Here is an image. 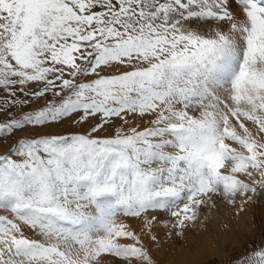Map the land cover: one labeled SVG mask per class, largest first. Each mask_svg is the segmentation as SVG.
<instances>
[{
  "label": "snow or ice",
  "instance_id": "obj_1",
  "mask_svg": "<svg viewBox=\"0 0 264 264\" xmlns=\"http://www.w3.org/2000/svg\"><path fill=\"white\" fill-rule=\"evenodd\" d=\"M0 116V264H158L264 194V0H0Z\"/></svg>",
  "mask_w": 264,
  "mask_h": 264
},
{
  "label": "bare ground",
  "instance_id": "obj_2",
  "mask_svg": "<svg viewBox=\"0 0 264 264\" xmlns=\"http://www.w3.org/2000/svg\"><path fill=\"white\" fill-rule=\"evenodd\" d=\"M213 199L217 206L215 208L201 210V218H203L202 220L204 223L200 224V222L195 227L197 233L192 235L187 230L185 232L184 238L190 243L189 245L192 247L191 249H188L183 244H177V242L172 239L169 240L168 233L171 229H165L159 225L154 227L153 232L159 239L162 237V246L161 248L156 247L147 236L142 234V221L132 218L123 219L126 223L130 224L132 230L136 231L137 234L142 235L145 244L151 249H154L152 250L153 252L159 253L163 256L162 250L167 248L169 255L165 254L166 256H164L166 264H194L195 261L201 257L203 258L204 256L212 254L215 251V248L219 245L225 244L228 241H231L232 243L237 242L238 234L249 231L252 227V204L248 205L246 211L241 213L240 216H236V209L231 208L222 200L219 201L217 197H214ZM258 199V205H260L259 212L264 218V194H261ZM157 217L158 220H161V213H158ZM205 217H207V219H205ZM225 226L226 228H223ZM161 232H164V234Z\"/></svg>",
  "mask_w": 264,
  "mask_h": 264
},
{
  "label": "rangeland",
  "instance_id": "obj_3",
  "mask_svg": "<svg viewBox=\"0 0 264 264\" xmlns=\"http://www.w3.org/2000/svg\"><path fill=\"white\" fill-rule=\"evenodd\" d=\"M42 106V102L41 105ZM33 107H36V105H33ZM28 109H25V111H27ZM4 119H7V117L4 116H0V122H2ZM141 129L144 127H148L149 125L145 122V123H141ZM63 131H75L76 129L71 128L70 126H63L62 129ZM27 135V133L24 132H18L16 133L15 136H13L11 138V140H9L7 142V146L10 147L12 142H14L16 139ZM7 151V147L5 146V142L4 141H0V154H3V152ZM219 201H221V199L219 197H217ZM258 198H260V196H258ZM256 199V202H254V204L252 203V227L250 228L249 231L246 232H241L238 234V240L235 243H232L231 241L226 242L225 244L219 245L217 248H215V251L208 255V256H204L203 258L201 257L200 259H198L197 261H195L194 264H233L234 261L239 260L241 257H245L247 255H249L250 253L258 250L260 247H264V218L262 215H260L259 212V206L258 205V200ZM251 205V204H250ZM205 210V209H202ZM0 214H5V213H0ZM201 218V215H200ZM161 220L163 221L165 219H167V217L164 216L163 213H161ZM203 218L200 219V222H198V224H202L204 223V221L202 220ZM197 224V225H198ZM223 228H226L223 227ZM187 231H189L192 235L197 233L196 228L192 229H186ZM185 230V232H186ZM172 232H174L175 230H170ZM169 231V232H170ZM164 234V232H161ZM28 235H32V233H27ZM160 236V235H159ZM169 240L172 239L175 242H177V244H183L185 245V247H187L188 249H191L192 247H190V243H188V241L183 238L180 239L178 237L173 236H168ZM162 240V237H160V241ZM187 242V243H186ZM185 243V244H184ZM162 243L160 245L159 248H161ZM179 246V245H178ZM151 252V254L153 255L154 259L157 260L158 264H166L164 261V256H166L168 254L167 248L163 249V256L160 255L159 253H155L152 250H154L153 248L151 249L149 246H147ZM214 247V246H213ZM167 252V253H166ZM166 254V255H165ZM169 255V254H168ZM198 255V254H197Z\"/></svg>",
  "mask_w": 264,
  "mask_h": 264
}]
</instances>
